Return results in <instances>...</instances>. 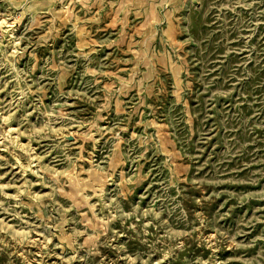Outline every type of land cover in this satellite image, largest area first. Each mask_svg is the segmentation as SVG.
Masks as SVG:
<instances>
[{"label": "rangeland", "instance_id": "obj_1", "mask_svg": "<svg viewBox=\"0 0 264 264\" xmlns=\"http://www.w3.org/2000/svg\"><path fill=\"white\" fill-rule=\"evenodd\" d=\"M0 264H264V0H0Z\"/></svg>", "mask_w": 264, "mask_h": 264}]
</instances>
